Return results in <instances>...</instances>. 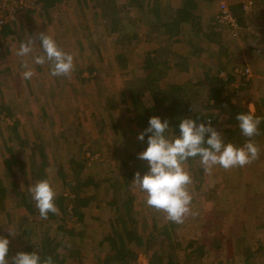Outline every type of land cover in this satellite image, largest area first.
<instances>
[{
    "label": "rangeland",
    "instance_id": "rangeland-1",
    "mask_svg": "<svg viewBox=\"0 0 264 264\" xmlns=\"http://www.w3.org/2000/svg\"><path fill=\"white\" fill-rule=\"evenodd\" d=\"M166 1L167 0H161V14H165L166 11L170 12L167 8H165ZM129 3L131 8L128 10L131 12L128 13H130L131 18L137 19V16H142V19H144L143 21H146L147 23L148 20L145 17L151 14V5L145 2L143 3L142 0ZM193 4H196V9L198 10V12H201L207 17H214L219 12L220 0H213L210 2L205 0H194ZM123 6H125L124 8L126 10V4H123ZM107 7L111 8V6L109 5ZM38 9L39 8L37 6L34 9V12L29 15L27 14L28 16L24 20V24H21L20 21L15 24H10L12 32L7 37H3V39H1L0 55L2 56V61H6L7 63V69L5 72L7 74L9 72L10 76L13 79H16L15 86L18 89L23 86L21 92L19 90L17 91L23 98L24 107L27 106L30 109L32 108L31 105H33L34 108H43V110H45V106L47 105V110L52 108L54 105L53 103H55V99L54 101L52 99L47 100L45 92L41 90V85L46 84L45 77L47 75V72L45 69L48 68V63H46V66L44 64L40 67H36L34 63V57L36 55L43 54V50L40 48L41 41L38 38L37 34L40 32L46 33L47 29H51L52 31L64 33L66 35V31L63 30H66L69 25L74 30L75 34H73V36H65L64 34H60L58 36L63 40L67 38V41H62L64 50L71 53L74 58H77L80 55V58H85L86 61H91L93 63L96 62L97 69L95 73H92L93 75H86L91 76L87 77L88 80H79L80 85H82L83 87V91L81 93L82 96H79V92L74 86L75 82L71 81L70 83H68L69 80L68 78L66 79L65 85L68 86V89L64 87L67 91L64 90V92L62 93V96L64 98L62 99V102H64L63 106L68 111H70L69 115H67L65 118L68 122V126L71 127L72 132H67V134H69V136L71 137H69L66 141L61 140V142H70L71 147L68 150L67 156L69 154H72L75 157L77 156V165L83 166V176L82 174L81 176L84 180L89 181V186L79 190V193L83 197L92 196V203L94 202L95 206L97 205L98 207L93 208L94 206H91L90 209L85 211L83 210L84 213L82 214L81 220H79V217H76V215H64L65 217L63 218L61 213L55 214V218H51L48 213L47 219H42L39 215V211L35 205V202L32 200L31 195L28 192V188L39 180L35 178L37 176L36 173L30 174V176H27L26 174L20 175V179H14L10 176L9 173H5L4 171L0 170V189L9 192L12 191L13 188H17V192L21 193L19 195L21 197V200L24 201L25 207L28 208H16L18 200L15 196L13 197L16 198V202L12 200H9L7 202L6 200L7 203L1 204L2 202L0 200V237H6L9 240L11 251L14 252L17 247H20L17 237V228L18 222H21L20 218L22 217L21 215L23 211L29 214V219L26 222L28 223V227L31 226L32 229L36 231L33 234V241H42V231L48 228L50 230V234L54 238L61 239L62 241V245L59 248L58 252L61 254L63 251L68 250L67 252L73 253L75 250V245L73 246V244H80V235H76L74 237L75 243H73V238L69 235H66V238H63V235L58 234L56 230L58 225L65 224L67 228L75 227L77 232L80 233V231H83V228L87 226V223L84 224V222H94V217L97 215H100L101 217L104 215L105 217L104 213L106 211L98 210L100 207H107L112 203L111 201H113V199L114 202H117V204L124 203L127 191L124 190L122 186H124L126 180L127 184L125 185L128 186L131 193H141L140 190L134 186V183L132 181L134 178H132L131 175L134 176L137 171H139L140 174L143 175L148 171L149 167L147 161L141 160L139 158L133 160L130 157L126 161L128 154L126 153L128 152L126 148L123 149L119 147L118 149H112L110 146L111 144H108L109 146L107 147L104 146V149H99L98 151L100 154H93L92 152L86 151V149L92 150L93 148H96L94 147V145H96L95 142H99V139L108 140V142H115L114 138H117V136L115 135H117L118 132H120V135L122 136L121 131L119 130L115 131L114 133V123L109 118V111L110 108H112L110 103L111 98H113L112 100L118 101V99H120V96L118 95L120 88L124 87L126 89L125 98H128L126 100L127 104H120L119 111L116 110V107H113L112 111L114 110L115 112L114 116L116 120H118V118H125L132 123V120H136V118L132 109L129 108L131 107L129 105V87L131 83L134 85L142 84V80L147 74V69L144 67V64L148 51H150L152 48H156L159 54L155 56L158 59H160V57L162 59V56H166L167 51L188 54L187 48L188 46H190V44L193 43V41H190V39L186 38L184 29L179 35L176 36L166 35L162 31H160V33L158 32L147 34L146 37H148L149 40L148 38L147 41L143 38L141 40H139L138 38V40L135 41L136 46L133 49H129L127 47L125 48V50L120 51V54H122L123 57L127 59L128 63L126 66H122V63H120L119 67V65L116 64V55L118 51L112 50V52L110 50V42L113 38L107 31L108 26L104 16H101L103 14V9L100 5L97 6V4L94 3L93 0H67L65 3H62L51 10L50 19L41 16ZM68 13H70L71 15H69ZM60 18L62 19V21H60ZM134 22L135 21L132 22L127 17H125V15L123 16V28L125 30H132L134 25H136ZM141 24L145 25V23L143 22ZM250 25L252 26V28H255L256 26L253 21H250ZM260 26H264V22H262ZM237 29H235V32H233L224 28V26H221L222 35L218 38H220L219 44L222 46V48H218V44L214 42L195 40L192 38L193 40L197 41V43L202 47V54L190 55L191 63L189 65V70L186 73L182 75L175 72L174 70H171L170 73H168L164 77V80H175V82H183L186 78L190 77V80H192L187 83L189 85V87H187L188 91L191 92V90H199L201 98L205 100L208 94L206 82L204 81L203 77L205 69L207 70L210 67V69L214 71L220 66V62H231L238 65L242 62V56L244 52L247 57H256L254 59L257 61V63H260V60L264 58L262 57L263 52L261 53L258 49V52L253 51L249 54L247 50L248 43L245 41V37L248 36L250 32L246 31L245 34H243L241 29H238L239 31ZM257 35L259 36L258 38H260L259 41L263 42L264 39H262V34L260 36V33L257 32ZM27 37H32L35 45L33 46V50L29 55L20 57L16 53L19 49L20 43L25 41ZM80 37L84 39L85 46H88L87 50L80 51L74 47V51H72L71 48L73 47V45H71V42H77L76 40ZM53 38L56 40L55 36ZM248 38L250 37L248 36ZM101 42H103L104 44H102ZM100 43L102 44V46H99ZM225 49H228L230 53L225 54ZM112 53L114 55L116 54L115 57H112ZM151 56L155 58L154 55ZM170 57L171 56H169L168 58ZM18 60L22 63L27 62L28 67L34 71V75L31 78V83L30 81H25L23 76H19L20 74L22 75V73L26 69L24 66L23 68H21L19 66L20 63H15ZM193 62L199 63V65H193ZM249 65H245V68H239L238 66V68H235V70L241 72H245L246 69H249V72L246 73V75H241L237 72L238 76L235 87L237 85L239 86L240 84L242 85L243 83H245L248 77L251 78L253 72L251 65ZM235 70L234 72H236ZM0 72H3L2 69ZM75 72L76 70L72 72L74 73L73 76L75 75ZM220 75L225 76L226 72H220ZM42 79H44V81H42ZM161 83L164 86L163 81ZM194 86H197L196 89L194 88ZM250 88L251 85L247 86V84H245L244 87L237 88L236 91H234L232 100L238 104L241 112L251 111L249 109L250 103H257L258 105L260 104L258 107H260L264 103V96H260V92L256 90L254 92V90H251ZM12 96L13 95H10V97ZM50 98H52V95H50ZM31 100L32 104H30ZM254 107L256 109V105H254ZM81 108H84L85 111H88L87 113L92 112L93 109L99 111L100 113L96 115L88 114L90 117H84L79 112L81 111ZM127 108L129 109V111ZM252 111L255 110L252 109ZM74 113L77 115L75 116ZM93 116L94 118L95 116L99 117L97 119V122L91 119L93 118ZM31 117L33 118V116ZM39 117L41 120L47 118L46 114H42ZM76 118L78 121L83 120L82 118H86V120L83 121V123L85 122V124L83 129L81 130H84V133H78L79 126L77 127V123H74V120ZM7 121L9 122L11 121V119L8 118ZM118 122H120V120ZM10 125H12V123ZM119 127L121 128V126ZM132 127L134 128V131L136 133L135 126ZM24 128H27V125L25 123ZM73 128H76L78 134L75 133ZM96 128L98 129L97 132ZM124 129L122 130L123 134L130 132L126 128ZM25 133H28L32 138L31 132ZM38 133V138L35 139V142H38L40 144L49 141L50 133L48 131L41 129ZM138 134L139 133H136L134 138L135 140L133 138H130L129 142H137L135 143L136 146L132 147L131 145L129 147L130 150L134 149L135 151H138L142 146V141L137 140ZM73 135H75L74 138ZM27 139L30 138L28 137ZM121 140L122 138L120 139V142L123 141ZM75 142L79 143V147H74ZM262 143H264V141L261 143L256 142V144L260 148V151L263 147ZM46 150V147L43 150L42 145L41 147H39L37 154L35 153L36 155H38L36 157L38 159L37 166L45 167L47 169L49 174L48 180L51 182L53 188L55 189L56 197L58 196V194L68 195L71 190L70 187L73 177L72 172L69 169L71 165L59 162L56 165L52 164L51 161L47 163H45V161L39 163L44 158L43 156L48 155L49 152L47 153ZM86 152H89V155L86 154ZM55 165L56 167L55 169H53L52 166ZM184 166L188 170L190 175H192V173H197V176H204L205 170L200 165L199 161L189 163L185 162ZM17 167L19 166L17 165ZM209 176L211 180H209L210 183L208 185H210L212 189L214 187L216 190H222V188H225V190L227 188H232L233 190H235V192L231 197V200L227 198H221L218 200L217 197L214 196L215 203L213 209L211 207V209L207 208V203L202 207L198 204L197 201H195L196 204H194L193 206L196 207V210L194 211L198 212V215L187 216L184 220V223H182L181 226L176 227L175 231L173 230L171 232V241H173V244L175 245L172 249L175 252L174 254L176 256V259L178 261H181L184 258V254L183 251L180 250V248H183L188 240H195L199 244L203 243V241L207 242V247H205L204 253L200 258L201 264H245L244 256L240 255V246L243 247L249 242L251 244V248H256L258 243L256 242V239L259 238L258 240H260V238L263 237V230H260L258 228L254 229V223L255 221L260 222L264 217V155L261 158L259 157L253 163L244 167H236L225 170L218 165L214 166L212 172L209 173ZM130 179L132 180L130 181ZM199 181L200 179H192V183L191 185H189V188L193 187V185L196 186ZM13 183L15 184L12 185ZM94 183H98L99 186L96 187ZM111 195L115 197L112 199ZM7 197L9 199V196L4 194L3 199H7ZM140 198L142 200V196ZM258 198L262 199V203L256 202V199ZM24 199H26L27 201H25ZM137 202L139 201L137 200ZM14 203H16L15 206H13ZM34 207L36 208L37 212L31 211ZM252 212L258 213V216L256 218L255 215V218H251L252 222L254 223L249 224L248 216L249 214H252ZM135 217L137 218L141 231L145 230L147 232L148 229H150L149 231H151V233L157 232L158 229L156 227H148L150 226L148 220L144 218L141 212H135ZM243 217L245 219L244 223L248 227V232H246L245 236L246 241H243L242 244L237 242L236 238L237 236H240L244 233L245 228H241L240 226ZM246 220L247 222H245ZM144 222H146V224H144ZM27 225H24V227L22 228H27ZM9 230L15 235H11L9 233ZM208 239L209 241H206ZM221 239H223V241H221ZM130 242L131 246L135 245L133 241ZM150 245L151 248L155 250H158L160 246H163V249L170 248V246H168L166 243L160 244L159 240L154 241V243H151ZM176 246H178L179 249ZM252 251L255 250L252 249ZM258 251L255 252L254 257L250 258L251 264H264V247L263 250ZM10 254L11 256H8L6 258L9 259V264H12L11 257L13 256V253ZM147 256L148 255H146L144 249L139 250L137 252V259L132 262V264H149ZM69 259L67 260V262L69 261Z\"/></svg>",
    "mask_w": 264,
    "mask_h": 264
},
{
    "label": "crops",
    "instance_id": "crops-1",
    "mask_svg": "<svg viewBox=\"0 0 264 264\" xmlns=\"http://www.w3.org/2000/svg\"><path fill=\"white\" fill-rule=\"evenodd\" d=\"M93 1H94V3L97 4V6L101 5V4H106V5L110 4L109 6H111V14H112V16H114V18L117 19L118 24H116V29H113L114 31H112V32H109L108 30L107 31L109 32V34L113 38L110 42V46H111L110 50L111 51L112 50L118 51L117 55L116 54L115 55H116V61H117L116 64H118L119 67H120V63L123 64L125 62L126 65L128 63L127 59L125 61H122L121 58L117 57L118 54L120 53V51L125 50V48H127V47L129 49H133L136 46L135 41L138 40V38H139V40H141L143 38L144 40L147 41V38H148V37H146L147 34L158 33V32L160 33V31H162L164 33L163 27H160L158 32L152 31V29H151L152 23L155 20L152 11H151V14H149L145 17L148 20L147 23H146V21H143L144 19H142L143 18L142 16L141 17L137 16V19L131 18L130 13H128V12H131L128 10L131 8L129 5L130 4L129 2L140 1V0H93ZM127 1H129V2H127ZM154 1L155 0H142L143 3L145 2L149 5H151V3ZM159 1H161V0H159ZM220 1H222V0H220ZM225 1L227 2L228 6L231 10L233 8H236V10L238 12L239 10H241V9H239L240 5L243 4L246 0H225ZM252 1H253L252 8L248 12H246V14H245L247 19L243 23L244 25L241 27V31L243 34H245L246 31L250 32V34L248 35L250 38H248V36L245 37V41L248 43L247 50H248L249 54H250V52H253V51L258 52V49H259V51L261 53L263 52L262 57H264V41L260 42L259 41L260 38H258L259 36L257 35V32H259L260 36L262 34V39H264V26H260L261 23L264 22V0H252ZM123 4H126V7H127L126 10H125V8H124L125 6H123ZM66 9H67V7H66ZM30 11L31 10L28 11L29 13L27 12L26 14H24L20 17L19 21L21 24H24V20L27 18V16L29 14H31L32 12H34V11H31V12ZM70 13H68V14L71 15ZM124 15L129 20H131L132 22L135 21L134 23L136 25H134L132 30H128V29L125 30L123 28V25H124L123 16ZM60 21H62L61 18H60ZM250 21H253V23L256 24L255 28H252V26L250 25ZM142 22L145 23V25L141 24ZM60 23H62V22H60ZM63 31H66V35L64 33L52 31L51 29L50 30L47 29L46 34L51 35V36L54 35L56 37L57 44L64 50V48L62 46V41L63 42L67 41V38L65 40H63V39H60L58 36L60 34H62V35L64 34L65 36H73V34H75V32L70 27V25L68 26V28H66V30H63ZM255 31H257V32H255ZM135 35H137V38H134ZM7 36L8 35H6L5 37H7ZM63 38H65V37H63ZM1 39H3V37ZM148 40H149V38H148ZM70 41H72V40H70ZM76 41L77 42H73V41L71 42V45H73V47L71 48L72 51H74L73 50L74 47L80 51L87 50L88 46L87 47L85 46L84 39L82 37L78 38ZM101 43L104 44L103 42H101ZM101 43L99 46H102ZM154 49H156V48H154ZM152 50H153V48L150 51H152ZM150 51H148V52H150ZM115 55L112 53V57H115ZM254 58H256V57H253V58L247 57L245 55V52L243 53L242 61L245 63V65H249V64L251 65V62L253 64V66H251L253 74L251 75V78L248 77L246 79L245 84H247V86L251 85V88H250L251 90H254V92L256 90V91L260 92V96H264V58H262L260 60V63H257V61ZM17 62L20 63L19 66L21 68H23L24 63L20 62L19 60L16 61L15 63H17ZM190 63H191V60L189 61V65H190ZM197 64L199 65V63L193 62V65H197ZM35 66L40 67L41 65L35 64ZM45 66H46V63H45ZM253 67H255V68L259 67L258 69H260V70L253 69ZM90 68H92V69L94 68V71L92 73H95L96 69H97L96 62L93 63L91 61H86L85 58H80V55H79V57L74 58V69H73V71L76 70V72H75V75L77 74L76 76L75 75L73 76L74 73H71V75L69 77H64V76L53 77L50 74V64H48V68L45 69L47 72V75L45 77L46 84L41 85V87H42L41 90H43V92H45V96H46L47 100L52 99L54 101V99H55V103H53L54 104L53 107L48 109V110H47V105L45 106V110H43V108H41V109L40 108L38 109L36 107L34 108L33 105H31L32 108L29 109V107H27V106L24 107L23 98L17 91V90H19L21 92L23 86L20 87V89H18L15 86L16 79H13L10 76L9 72H8V74L5 72L7 69V63H6V61H2V56L0 55V71H1V69L3 71V72H0V164H1L0 170L4 171L5 173H9L10 176L13 177L14 179H20V177H19L20 175L26 174L27 176H30V174H34V173H37L39 171H43L45 173L46 179H49L48 178L49 174H48L47 169L45 167H38L37 166L38 165V161H37L38 159L36 157L38 155H36V154H37V151L39 150V147H41L42 145H43V150L46 147L47 148L46 152L47 153L49 152V153H48V155L43 156L44 158L39 163L44 162V161H45V163H47V162L51 161L52 164H56V165L58 162L64 163V164L65 163L70 164L71 166L69 169L71 172H72V164H76V166H79V165H77V163H78L77 162L78 161L77 156L75 157L72 154H69L67 156L68 150L71 147L70 142H61V140L66 141L69 137H71V136H69V134H67V132H72L71 127L68 126V122L65 118L67 115H69L70 111H68L63 106L64 102H62V99H64V98L62 96V93L65 90L64 87H66L68 89V86L65 85L66 79L68 78V80H69L68 83H70L71 81L72 82L74 81L75 82L74 86H75V88H77V91L79 92V96H82L81 93L83 91V87H82V85H80L79 80H88L87 77H91V76H86L88 74L89 75L92 74V73H90ZM236 68H238V67H236ZM208 69H210V67ZM188 70H189V67L186 71H183L181 74L183 75ZM205 71H207V70L205 69ZM223 71L225 72V70H222L221 72H223ZM169 73H170V71H169ZM203 75H204V73H203ZM19 76L21 77L22 75L20 74ZM191 80H190V77L185 79V81H187V83ZM27 81H30V83L32 82L31 79L27 80ZM42 81H44V79H42ZM177 83H182V82H177ZM188 87H189V85H188ZM196 87L197 86H194L195 89H196ZM75 88H74V90H75ZM33 89H35V88H33ZM65 91H67V90H65ZM10 95H13V96L10 97ZM50 95H52V98H50ZM118 95L120 96V99L121 98H124L126 100L128 99V98H125L126 97V89L124 87L120 88ZM120 99H118V100H120ZM263 102H264V97H263ZM51 103H52V101H51ZM30 104H32V100L30 101ZM114 104H116V105H114V108L116 107V110L119 111L120 104H122V103L117 101ZM263 104L260 107H258L260 104L258 105L257 103H250L249 109L251 111H252V109H254L255 110L254 112L257 116L264 117V105ZM254 105H256V109H255ZM112 108H110V111H109L110 112L109 118L114 123V127H115L114 133H115V131L119 130V131H121L122 136L120 135V132H118L117 135H115V136H117V138L116 137L114 138L115 142H113V141L108 142V140H100L99 139V142H95L96 145L93 144L94 147H96V148H93L94 150L93 149L92 150L86 149V151L92 152L93 154H100L98 151L99 149H104L103 148L104 146L107 147V146H109L108 144H111L110 146L112 149L113 148L118 149L119 147H121L123 149L126 148V150L128 151V152H126V153H128L126 161L130 157L133 160H136L138 158L137 154L142 152L146 148L145 142L142 141V143H143L142 146L139 148L138 151H135L134 149L130 150L129 147L131 145H132V147L136 146L135 143H137V142H129V141H130V138H133V139L135 138L136 133H141L142 129L140 128L138 121L135 119L132 120L133 121L132 123L129 122V120H127L125 118H122V119L118 118V120H116V118L114 116L115 112H114V110L112 111ZM128 111H129V109H128ZM79 112L84 117L85 116L90 117L88 114L96 115V114L100 113L99 111L94 110V109L92 112L87 113L88 111H85L84 108H81V111H79ZM42 114H46L47 118L41 120L39 116ZM77 114H78V111H77ZM77 114H75V116ZM31 116H33V118ZM8 118L11 119V121L8 122L7 121ZM98 118H99L98 116H95V118L93 116V118H91V119L94 120L95 122H97ZM82 119L83 120L78 121L76 118L74 120V123L75 124L77 123L76 126L77 127L79 126L78 127L79 130L77 129L78 133H84L85 132L84 130L83 131H81V130L84 127L85 122L83 123V121H85L86 118H82ZM119 120H120V122H118ZM11 123H12V125H10ZM24 123L27 125V128H24ZM119 126H121V128ZM132 126H135L136 133H135L134 128ZM124 128H126L130 132L123 134L122 130ZM41 129L48 131L50 133V137H49L48 142H43V143L39 144L38 142H35V139L38 138V134H39L38 132ZM73 129H74L75 133H77L76 128H73ZM97 131H98V129L96 128V132ZM25 132H31L32 138L30 137V135L28 133H25ZM24 133H25V136H24ZM168 135L172 136L170 132ZM74 136L75 135H73V138H74ZM28 137L30 139H27ZM121 138L125 142H123L122 140H121L122 142H120ZM263 138H264V136L260 139L259 142H263L264 141ZM59 139H60V141H59ZM102 141H104V142H102ZM262 144H263V147H262V150L260 151V155H259L260 158L264 155V143H262ZM75 146L79 147V143L75 142L74 147ZM89 152H86V154H88ZM24 153H25V155H24ZM196 161H199V158L187 160L186 162L189 163V162H196ZM17 165L19 167H17ZM56 165L52 166V168L55 169ZM80 167H82V171H83V166H80ZM196 174L197 173H195V174L192 173L191 178L192 179L196 178L198 180L200 179V181L196 186L193 185V187L189 188L190 194L192 196L191 208L193 211L196 210V207L193 206L194 204H196L195 201H197L198 204L202 207L207 203L206 207L209 209H211V208L213 209V206L215 203L214 202V196H216L218 200L221 198L222 199L227 198V199L231 200V197L233 196L235 190H233L232 188L231 189L227 188L226 190H225V188H222V190L221 189L216 190L215 187L212 189V187L210 185H208L210 183L209 180H211L208 172H205L204 176L202 175L201 177L197 176ZM82 176H83V172H82ZM131 177L134 178L133 175H131ZM131 177H129V178H131ZM35 178H37V177H35ZM131 180L132 179H130V181ZM14 184L15 183H13L12 185H14ZM122 187L124 190L127 191V193L125 195L124 203L117 204V202H114V204L111 203L107 207L106 206L100 207L98 210L106 211L104 213L105 217H104V215L101 217L100 215L96 214L97 216L94 217V219H95L94 222H84V224L87 223L86 224L87 226H85L83 228L84 229L83 231H80L81 234L77 233V235H80L79 239H80V244H81V245L75 244V248H78V250H75L73 253L67 252L68 250L67 251L65 250L61 253V256L63 257V259L66 256L64 264H109L106 261L107 256H108V248H107V241L106 240L108 238L115 237V235H116L115 231L117 229H115V227L111 223V220H113V217H114L116 206L118 207L117 209L129 211L134 215L133 216L134 222H132V224H134V226L137 228V230H136V232L133 231V228H129V230H127L128 235H129V242L134 241L135 236L141 235L143 238H147L151 234V231H149L150 229H148L147 232L145 230L141 231V229L139 228V223L137 221V218L135 217V212H141V214H143L144 218L148 220V223L150 225L148 227L154 226L157 229H159L163 226H167L170 233H171L173 231V229L175 231L176 227L181 226V224H177V223L168 221L165 218V215L163 213L158 212L155 209L147 206L145 203V199H146L145 194L142 193L141 191H140L141 193H137V194L135 193L134 194V192H132V193L130 192L127 185L124 184V186H122ZM0 193L6 194L7 196H9V199H8V197H7V199H3L4 195H1V197H2V199H0L2 202L1 204H3V203L5 204L9 200L16 202V198H17L18 202H17V204L14 203L13 206H15V204H16V208L19 207V209H22V208L28 209L27 207H25L24 201L21 200V197L19 196L21 193L17 192V188H13V190L9 191V192L0 189ZM13 196H15L16 198H14ZM141 196H142V200L140 198ZM202 196H204L205 198ZM129 198H132L131 202H129L130 205L127 202V200ZM6 200H7V202H6ZM24 200L27 201L26 199H24ZM137 200L139 202H137ZM256 202L262 203V199L258 198V199H256ZM216 205H219V204H216ZM91 206H94L93 208L98 207L97 205L95 206L94 202L93 203L91 202L86 207H83L81 209V212L84 213L83 210L84 211L88 210L91 208ZM31 211L37 212L35 207L32 208ZM28 215H29L28 213H25L22 211V215H21L22 217L20 218L21 222H18V228H17L18 235H17V237H18L20 247H17V249L25 248L26 240H27L26 238H29L33 244H35V243L41 244L42 243V241H40V240H38V242L33 241V239H34L33 234L36 231H34L31 226H29V228L31 229V234L29 235V237L27 235L26 236L22 235V232L25 230L22 227H24V225L28 224V223H26L27 220L29 219ZM255 215L257 218L258 213L255 212V213L249 214V216H248L249 217V222H248L249 224L254 223V222H252L251 218H253V217L255 218ZM244 220L245 219L243 217V220H241L242 222L240 223L241 228L242 227L245 228L244 233L242 230L243 234L240 236H237V238H236V241L239 243H240L241 239L246 240L245 236H246V232H248V229H247L248 227L244 223ZM245 222H247V220ZM20 223H23L21 225L22 227H20ZM144 224H146V222H144ZM118 227H119V230H117V231H119V232H117V233L121 234L123 229L120 225H118ZM148 227H146V228H148ZM256 228L263 230V233H262L263 237L260 238V240H258L259 238L256 239V242H258V243H257L256 248H252L254 250L264 247V217H263V219H261L260 222L255 221L254 229H256ZM47 229H45V230H47ZM44 231H42L41 238H43V236H44V233H45ZM249 232H250V230H249ZM49 233H50V231H49ZM153 233H155V232H153ZM160 237H163V235H160ZM63 238H66L65 234L63 235ZM74 241L75 240L73 238V243H75ZM222 241H223V239H222ZM9 244H10V242H9ZM240 248H241L240 255L241 256L243 255L245 258V253L242 250L241 246H240ZM9 250H11V246H9ZM262 250H263V248H262ZM10 253H13V251H10ZM8 256H11V254H8ZM13 256H15L14 253H13ZM69 257H70V259H69ZM60 259H61V257H60ZM68 259H69V261L67 262ZM111 264H115V263H111Z\"/></svg>",
    "mask_w": 264,
    "mask_h": 264
},
{
    "label": "trees",
    "instance_id": "trees-1",
    "mask_svg": "<svg viewBox=\"0 0 264 264\" xmlns=\"http://www.w3.org/2000/svg\"><path fill=\"white\" fill-rule=\"evenodd\" d=\"M205 1L210 2L213 0ZM62 3L65 2H63V0H40L38 5L39 14L50 19L51 10ZM108 5L101 4L100 6L103 9L102 16H104L107 22L108 31L112 32L114 31L113 29H116V24H118V22L117 19L112 16L111 8L106 7ZM160 6L162 5L159 0H155L151 3V11L153 12V16L155 18L151 27L152 31L158 32L160 27H163L166 35L176 36L184 29L186 38L190 39V41L192 40L193 43L187 48L188 54L167 51L166 56H162V59L161 57L158 59L155 56L159 54L157 49H153L147 53L144 64V67L147 69V74L142 80V84L134 85L131 83L129 87V105L135 114V118L138 121L142 132L145 128H147L149 118L151 116H158L162 121L167 119L169 122L170 129L166 135L170 132L172 136H178L180 134V120L182 118H191L197 123H208L210 121L211 125L214 126V128L217 127V131L222 133L225 143L231 142L237 146H242L247 138L241 134L238 127V121L235 119V116L238 113H241V109L238 104L232 100V97L234 96V91H236L237 88L244 87L245 85V83H243L242 85H237V88L235 87L238 75L237 72H234V70L237 66L239 68H245V63L243 61L238 65L231 62H220V66L216 70L213 71L211 69H207V71L204 72V81L206 82L208 89L207 98L205 100L201 98L199 90H192L191 92L188 91L187 81L177 83L175 80H164V77L171 70L180 74L183 71H186L189 67L191 54H202V47L195 40L214 42L218 44V48H222L219 44L220 38H218L222 35L221 26H224V28L232 31L231 28L219 23L216 17L217 15L214 17H207L201 12H198L196 4H193V0H167L165 2V8H167L170 12L166 11L165 14H161L162 8ZM239 9L238 12L236 8L230 10L236 19L238 29L240 30L247 18L245 16L246 12L243 9V4L240 5ZM11 32L12 30L10 24L4 25L0 29V39L9 35ZM134 38H137V35H135ZM224 51L225 54L230 53L228 49H225ZM151 55H154L155 58ZM169 56L171 57L168 58ZM117 57L121 58L122 61L126 60L120 53ZM122 66H126V63L124 62ZM251 66H253L252 62ZM258 68L259 67H253V69ZM222 70H225V76L220 75ZM93 71L94 68H90V73ZM162 81L164 86L161 83ZM112 99L113 98H111L110 103L111 107H114V103L117 101ZM118 101L123 105L127 104L126 99L124 98H121ZM259 130L260 134L253 138L256 142H259L264 136V122L259 125ZM148 135H150V133H145V139L143 141L145 142L146 147ZM205 135L207 136L208 134L206 133ZM197 158L199 157L189 158L188 160ZM81 174L82 167L72 164L73 177L70 187L71 190L68 195L58 194L54 201L59 209L58 214L61 213L63 218L66 215H76V217H79V220H81L83 214L81 209L92 202V196L83 197L79 193V190L89 186V181L84 180ZM36 175L39 180L46 179L43 171L37 172ZM94 184L96 187L99 186L98 183ZM124 184H127V181H125ZM1 195L4 194L0 193V199H2ZM114 197L111 195L112 199ZM131 200L132 198L127 200L128 204ZM111 202L114 204V199ZM115 208L116 210L111 223L117 230H119L118 225H120L123 231L119 234L117 233L119 231L116 230L115 237H111L106 240L108 248V256L106 259L107 263L132 264V262L137 259V252L144 249L146 255H148L149 264H201L200 258L204 253L205 247H207V242L203 241V243L199 244L195 240H188L186 245L183 248H180V250L183 251L184 258L181 261H178L174 254L175 252L172 249L175 245L173 244V241H171V233L167 226L159 228L157 233H151L147 238H143L141 235L135 236V240L133 241L135 245L131 246L127 230H129V228H133L134 232L137 230L134 224H132V222H134V215L129 211L117 209V206ZM49 216L51 218H55V214L51 212H49ZM21 225L22 223H20V227H22ZM56 230L58 234L69 235L72 238H74L78 233L75 227L67 228L65 224L58 225ZM49 231V229L44 231L45 233L41 244H33L29 238L25 237L27 239L25 248L15 249L13 253L16 254L19 251L29 253L37 251L42 260L51 256L54 264H64L66 256L63 259L61 254L58 252L62 245V241L61 239L51 236ZM30 234L31 229L27 226V228H25L22 232V235H27L29 237ZM79 234H81V232ZM160 235H163V238L160 237ZM157 240L160 241V244L166 243L170 246V248L163 249V246H160L158 250L151 248L150 244ZM206 241H209V239ZM243 241L246 240L241 239L240 243ZM74 245L75 244H73V246ZM262 248L252 251L251 244L249 242L245 244L242 247V250L245 253V264H251L250 258L254 257L255 252L262 250ZM75 250L78 249L75 248ZM10 251L11 250H9L8 254H10Z\"/></svg>",
    "mask_w": 264,
    "mask_h": 264
},
{
    "label": "clouds",
    "instance_id": "clouds-1",
    "mask_svg": "<svg viewBox=\"0 0 264 264\" xmlns=\"http://www.w3.org/2000/svg\"><path fill=\"white\" fill-rule=\"evenodd\" d=\"M41 41L43 54L34 57L37 65L50 64V74L53 77H69L74 69V57L64 51L56 40L45 32L37 34ZM255 43V42H254ZM32 37L20 43L17 55H29L34 46ZM25 71L22 76L30 80L34 71L24 62ZM241 134L246 137L242 146L231 142L225 143L222 133L210 123H197L191 118H182L179 123L180 134L166 135L169 127L167 119L151 116L147 128L137 135V140L144 141L147 136V147L137 154L138 158L148 163V171L143 175L137 171L132 180L134 186L145 194L147 206L161 212L168 221L182 224L187 216L198 215L191 208L192 196L189 185L192 178L185 168L189 158L199 157V163L205 172L211 173L214 166L225 170L244 167L259 158L260 148L254 137L260 134L259 125L264 117L257 116L254 111L241 112L235 116ZM208 134L207 136L205 134ZM32 200L42 219H47L48 213L58 214L55 204L56 192L48 179L36 181L28 188ZM9 233L13 234L10 230ZM9 240L0 237V264H9ZM12 264H54L52 257L43 260L37 251H19L11 257Z\"/></svg>",
    "mask_w": 264,
    "mask_h": 264
},
{
    "label": "built area",
    "instance_id": "built-area-1",
    "mask_svg": "<svg viewBox=\"0 0 264 264\" xmlns=\"http://www.w3.org/2000/svg\"><path fill=\"white\" fill-rule=\"evenodd\" d=\"M66 1L67 0H63V2ZM39 3L40 0H0V29L4 25L19 22L22 15L26 14L29 10H34ZM252 5V0H246L243 3L244 11L248 12L252 8ZM216 17L219 23L229 26L233 32H235L234 30L238 28L237 21L226 1H220L219 12ZM235 71L241 75H246V73L249 72V69H246L245 72L238 70Z\"/></svg>",
    "mask_w": 264,
    "mask_h": 264
}]
</instances>
